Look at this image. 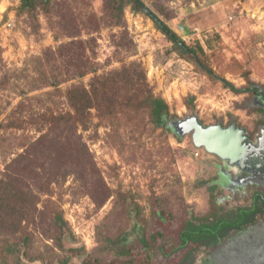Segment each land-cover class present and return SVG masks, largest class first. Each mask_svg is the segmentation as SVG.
I'll use <instances>...</instances> for the list:
<instances>
[{
	"label": "rangeland",
	"instance_id": "rangeland-1",
	"mask_svg": "<svg viewBox=\"0 0 264 264\" xmlns=\"http://www.w3.org/2000/svg\"><path fill=\"white\" fill-rule=\"evenodd\" d=\"M144 1L206 68L130 6L122 22L112 25L101 19L103 0H52L50 9L37 6L33 15L21 10L20 0H0V123L21 122L0 128V177L44 135L61 140L51 144L53 156L65 155L53 167L45 161L47 169L23 163L24 213L15 217L18 228L0 232V264H83L91 254L122 264V249L130 250L132 264H144L141 238L168 253L156 248L153 264H176L186 248L169 251L179 246L187 222H215L217 230L233 234L200 248L193 264H251L233 255L235 239L264 228V196L256 191L264 188L237 186L226 172L238 170L196 147L191 133L178 138L168 126H157L147 108L137 125L124 114L101 117L92 109L87 127L63 135L49 122L30 121L70 111L65 92L71 85L88 87L95 75L132 65L167 101L170 122L192 114L204 125L235 120L251 136L264 126V107L251 103L252 91L234 92L223 81L264 91V0ZM80 70L86 74L78 76ZM53 74L56 87L48 79ZM227 183L233 186L224 188ZM55 215L65 221L61 229ZM6 244L13 252H6Z\"/></svg>",
	"mask_w": 264,
	"mask_h": 264
},
{
	"label": "trees",
	"instance_id": "trees-1",
	"mask_svg": "<svg viewBox=\"0 0 264 264\" xmlns=\"http://www.w3.org/2000/svg\"><path fill=\"white\" fill-rule=\"evenodd\" d=\"M20 2L21 10H26L33 15L37 6L43 7L44 10L50 9L52 0H20ZM102 3L105 15L101 19L107 22V24H120L122 22L124 9L126 6H130L135 12H143L148 18H150L154 22L155 27L162 32L169 41L174 43L175 49H180L181 53L192 52L196 61L201 64L203 68H206L207 64L201 61L195 53V50L187 46L177 32L169 25L167 20L161 18L156 12H154L144 0H103ZM157 10L166 19L172 18V14L165 13L161 11L160 8H157ZM62 48L66 49L65 46H62ZM198 49L204 53L201 44H198ZM208 71L212 73L210 68ZM76 73L78 76L86 74L84 70H80ZM76 73L69 74L64 80L67 81L73 78ZM57 77L56 74H53L51 78H48L54 79L50 85L54 87L59 85ZM223 81L224 84L234 92H239L241 90L251 91V88H237L224 78ZM65 96L71 107L70 111L57 114L51 112L42 115L38 119H30V121L32 123H39V119H41L45 122H49L52 130H58L59 134L63 135V133L67 131L66 129L73 131L79 125L87 127L92 109L98 111V114L101 117L115 118L120 114H124L127 121H130L132 125H137L136 119L138 115L143 112L142 110L144 108H147L157 126H168L169 129L174 132L172 124L168 118L169 105L167 101L161 96H156L152 92L145 71L137 69L132 65H124L122 68L102 76L95 75L91 79L88 87L83 84H73L66 89ZM12 126L21 127V122L16 123L10 121L0 123V128H8ZM70 135H72V133H68L67 137ZM175 135L178 138H181L178 134L175 133ZM60 142L53 138L49 139L47 135H44L37 143L31 145V149H27L24 154H19L18 158H15L12 162L7 164L5 176L0 177V232H5L8 229L13 231L18 228L15 217H17V215H23L24 213L21 208L23 207L22 203L25 201L24 196L27 195V192L21 190V175H23V172L20 171V169L22 168L23 170H26V166L23 163H28L29 165L32 164V167L41 164V167L45 169H47L45 167V161H52L51 167L57 165L58 161L62 159L61 156L64 157L65 155L63 152H60L61 156L59 158L53 156L50 147L52 143L59 145ZM64 148H66L65 145L62 147L63 151ZM54 218L55 223L61 229V226L65 224L64 219L60 215H55ZM214 223L191 224L187 222L184 228H181L179 233V246L173 247L169 251V253H173L180 248H186L176 264H193L197 258L195 252L199 251L200 248L207 247L210 243L218 242L222 238L227 241L228 238L233 236L232 233L227 234L217 230ZM213 225H215V227H213ZM250 229L253 230L256 229V227ZM234 235L238 236L239 233H235ZM155 237L156 234L153 236L151 235V241L152 239L155 240ZM235 238L236 237L234 236L231 241ZM3 239L5 240L4 242L7 243V237H3ZM238 239L239 237L235 239V241ZM107 240L114 244L119 241L110 238H107ZM140 242L143 243L144 250L146 251L147 259L144 264H153L151 259L152 256L155 255L154 252L156 248L160 255L165 256L168 254L164 252L162 245L158 247L154 246L153 241L149 243L146 239L141 238ZM104 247L108 248V245L105 244ZM5 250L6 252H13L14 249L12 244H6ZM129 251V249L120 250L119 254L125 257V259L122 260V264H132L133 259L127 257ZM104 262L108 264L105 259L91 254L89 255V259L84 261L83 264H104Z\"/></svg>",
	"mask_w": 264,
	"mask_h": 264
},
{
	"label": "water",
	"instance_id": "water-1",
	"mask_svg": "<svg viewBox=\"0 0 264 264\" xmlns=\"http://www.w3.org/2000/svg\"><path fill=\"white\" fill-rule=\"evenodd\" d=\"M171 124L174 132L180 137L191 133L196 147H203L230 165H238L256 148V145L249 140L246 128L238 125L235 120L227 126L220 122L204 125L196 114H192L186 118L174 120ZM260 140L262 142L264 136ZM259 239L261 241L264 239V234L261 232L238 239L236 243L239 247H235L233 255L244 262L264 264V247L260 243L254 244Z\"/></svg>",
	"mask_w": 264,
	"mask_h": 264
},
{
	"label": "flooded vegetation",
	"instance_id": "flooded-vegetation-1",
	"mask_svg": "<svg viewBox=\"0 0 264 264\" xmlns=\"http://www.w3.org/2000/svg\"><path fill=\"white\" fill-rule=\"evenodd\" d=\"M251 91L253 93L251 103L257 106L264 107V91L261 90L260 87L258 86L251 87ZM248 135H249V140L256 145V148L253 151H251L246 156V158L243 159L238 165H230L227 161L222 160L224 162L222 164V167L229 166L230 168H234L238 170V172L236 173H234L233 171L226 172V174L228 175V179L240 182L236 184L237 186L239 185L241 186V184L243 186V184L250 182L253 185H256L260 188H264V140H262V142L260 140V138H263L264 136V126L259 125V128L254 134V136H251L249 133ZM222 185L224 188H230L231 186H233L228 183ZM256 191L261 192L264 196V191H261L260 189ZM258 232L264 234V228L258 230ZM263 241L259 239L256 240V243L254 242V244L260 243V245H263L264 247ZM247 263H251V262L247 261ZM251 264H253V262Z\"/></svg>",
	"mask_w": 264,
	"mask_h": 264
},
{
	"label": "built area",
	"instance_id": "built-area-1",
	"mask_svg": "<svg viewBox=\"0 0 264 264\" xmlns=\"http://www.w3.org/2000/svg\"><path fill=\"white\" fill-rule=\"evenodd\" d=\"M196 154H198V152H196Z\"/></svg>",
	"mask_w": 264,
	"mask_h": 264
}]
</instances>
